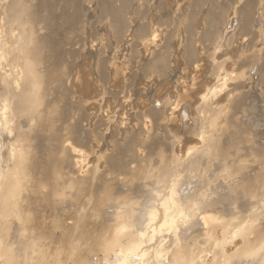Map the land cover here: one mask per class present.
Here are the masks:
<instances>
[{"label": "rangeland", "instance_id": "rangeland-1", "mask_svg": "<svg viewBox=\"0 0 264 264\" xmlns=\"http://www.w3.org/2000/svg\"><path fill=\"white\" fill-rule=\"evenodd\" d=\"M18 1L19 0H15V1L14 0H7V1L6 0H0V13L2 15V16L0 15V27L1 28H2V26H4L3 20H6V21H7V19L9 20V18H6V17L7 16L9 17L10 12L13 14V11L15 9L17 12L20 13L19 10H21V9L23 10V8L26 6L24 8L25 10L23 11V13H25V11H27L25 14H28V11H30V9L34 6L36 0H33L34 3L32 0H29V1L22 0L23 2H26L24 4H21L22 3L21 0L19 1L20 3ZM39 1L42 3L41 5H40ZM43 1H44V3H43ZM102 1L104 3L107 2V5H106V3L104 5ZM127 1H126L127 4L125 3V6L127 9L125 8V10H126V12L128 11V13H126V12L125 13H126V17L128 16L127 22L131 23V25L127 26L125 28L126 29L125 33L127 35L126 36V35H124V32H123V31H125V29H123L122 27L120 28V25L118 22L117 23L119 26L117 27L116 21L110 22L111 20H110V17L108 16L109 14H107V12H104V8H101L102 6H104V7L109 6L108 3L110 2V0H101L102 4L100 3V0H74L75 5L77 3V5H76L77 7H75L74 3H73V7L75 9H77L79 7V9L76 10L77 13H79V14H77L78 18L76 17L78 19L76 21L77 24L74 21V24L70 25L67 28L68 30H66L62 34V37H61L63 40L62 41L63 42L62 50H65V51H63V52H65L63 54L66 55V56L65 55L64 56L66 59L65 60V62L67 64L66 69H68L67 71L69 73L68 74L69 77L67 76V78H65V79H67L65 81L66 83L62 82V84H60L59 88H56L57 86L56 87L53 86L54 87L53 91H52L53 97L58 93V99H57L58 102L56 103L57 107H58V110H57L58 114H56L55 117L52 116V121H54L53 122L54 124L56 122V124H55L56 126H59V125L63 126V128L62 127H58V128H60L61 131L62 130L64 131V132L63 131L61 132V135H64L66 137L65 138L63 137L64 140L63 139L62 140L64 141V144L66 143L68 146L66 147V145H64V144H62V146L64 145L65 146L64 148L65 149L67 148L66 150H69L68 154L69 153L70 154H69L68 158L69 159L72 158V159H70L72 162L69 159H66V161H62L65 163V165H64V163L61 162V164L63 166H65V167L59 166V168L61 167L60 172H61L62 178L64 179L62 174H64L67 170V172L64 175L66 178L71 174L72 178L75 177L74 179H76V180L78 179L79 181L82 180L83 182H82V184L78 185V187L75 184L70 185L71 188H69V186L66 185L68 187L67 189H69V192L71 191L70 196H69V192H66L68 194L67 198H69L70 201L69 200L67 201V198H66V200L63 199L64 200L63 202H62V199H61V201L58 199V201L60 203L61 202L63 203V204L62 203L60 204L57 202V200L56 201L53 200L52 202L54 203L53 204L54 206L53 207L51 206L50 208H52V210H54V211L58 210L59 213L54 212L51 209H49L50 212L47 213L48 215L47 214L44 215L42 217L43 219L40 218V220L45 221L47 219V217L50 216V213H52L50 218H48L49 221L51 222L52 220H50V219H55L58 217V219H56V220H58L60 222L62 220V223L63 222L65 223V224H63L65 227H67L68 224H70V223L73 224L72 219L75 220L74 221L75 224L82 222V223H80V225L78 224L79 226H83L84 225L83 222L86 223L85 220H89L90 225L91 224L92 225L98 224L102 220L103 221L102 223L106 224L105 226H108V225L114 224L115 217L117 216V214L130 211L134 215V218L136 219V221L139 220V225H140V222L145 217L144 210L147 209V207H149L151 204H153V202L156 199L155 194L162 190V187L164 186V183H165L164 179L158 177L159 174H157V173L160 170L159 166L165 165V166L169 167L170 163H173L172 165L175 166L176 164H178L177 161L181 162L180 160H182V163H183L182 164V170H183L182 172L185 176L183 181L184 182L186 181L185 183L183 182L184 186L188 185L187 187H189L191 189V191H189L190 193L196 192V189L198 192L200 189H203V188L205 189V187H208L207 190L209 191L208 192L209 198L210 197L212 199L215 198V200L213 201L214 205L211 207L213 209V211L215 212L214 213L215 217H218L222 226H225L227 224L226 225L227 227L226 226L222 227L220 225V229L217 228L218 229L217 230L218 231L217 237H218V235H220L222 233L223 229L228 228L229 222H227V221L232 220L231 217H232L234 211L237 212L238 209H240V210H238L237 213L240 214V212H241L242 215H249L251 213H256V214L260 213L261 219H260L259 223H261L262 226L264 227V185L261 183V182L264 183V179H263V177H264V101H262V100H264L263 99L264 98V89H263L264 87H262V86L260 87V85H261L260 83L256 84V83L250 81L251 79L249 80V77L252 78V76H253V78H252L253 81L256 79V74H254V70H252L250 68L254 69V67L256 68V66L259 63H261V61L264 62V52H263L264 51V8L262 7V6H264V2H263L264 0H255V2H257V3L255 4V7H253L254 9L252 8L251 11H253V12L250 13L251 15L248 13V14H245V16H243L244 14L241 16L244 20H242V18H240L239 24H241L242 28H243V22H244V28L245 29H243V31H242L243 33H245V34H243L244 37L242 36V38L244 40L241 38L242 41L240 40V41H238V43L234 39L231 40L229 45L226 46L227 48L226 47L223 48V50H224L223 54L222 55L219 54V56H217V55L213 56V52H211V50L210 51L208 50V48H207L208 47V44H207L208 39L207 38H208V35L210 34V31L214 30L215 25L219 23L218 22L220 20L219 16L221 15L222 9L224 7H226V4H227V6L231 5V4L233 6L235 4L232 0H228V2H227V0H202L200 5L197 4L198 6L193 4L194 7L191 4L192 0H148L150 3L147 0H145L143 3H141L142 7L138 6L137 2L135 0H133L135 3L131 2L132 0H127ZM152 1H153V3L151 4ZM243 1L244 0H238V5L242 4ZM6 2H7V4H6ZM30 2H31V5H33V6H31L29 4ZM36 2L38 3V5L36 3L34 7L36 9V6H41L39 8L42 11L38 7L37 8L39 9V11L42 12V15H43V13L46 14L48 12H52V8H50V5H48L49 3L47 4L48 6H46V4H45L49 1L37 0ZM71 2H73V1H71ZM147 2L149 4H147ZM259 2H260V4H259ZM15 3H16V7H14ZM110 3H111L110 7L111 6L112 7L111 8L108 7L107 8L108 10L109 9L110 10H112V9L116 10V9L120 8L119 7L120 6L119 0H111ZM4 4H5V6H4ZM8 4L9 5L12 4V5H10L12 8ZM19 4H21V5L19 6ZM22 5L23 6L25 5V6L23 7ZM29 5H30V7H29ZM2 6H4V7H2ZM232 6H228V7L231 8ZM237 6H235V9L237 8ZM136 7H138L137 10H136ZM219 7H221V9ZM26 8H30V9L28 10ZM5 9L7 10V12L5 11ZM32 9H34V8H32ZM219 9H220V12L218 11ZM262 9H263V12H261ZM43 10H44V12H43ZM11 13H10V15H11ZM163 14H168L167 16H170V17L175 16V17L182 19V20L185 19L187 16H189V14H192L193 15V21H191V26H193L192 27L193 32L191 34L192 37L190 38V40L187 44H186V42H183V39H182L183 36L182 37L176 36V37H178V40H177L176 37L171 39L169 37H166V34H162V36H161L162 39L160 38L161 42L163 44L165 43V45L170 44L169 46H171L170 47L171 49L170 48L168 49L169 50L168 54L169 53L171 54V55H169V58H171V59L168 60L169 65L167 64V66L164 67V69H163V67H162V69L160 68L161 69V71L159 73L160 75L159 74L156 75V73L152 72L151 69L147 70L149 63L151 62V61H149L151 59V56H150L151 51L148 50L143 43L139 44V42H135V40H136L135 37H130V36L131 35L133 36L134 34H132V33L135 32V29L140 28V26L145 24V22L147 23V22L153 21V20H155L156 23L159 22V20H161ZM22 15H24V14H22ZM101 15H103L104 18H102L103 16H101ZM252 15H254V16H252ZM106 17H107V19H105ZM245 19H247V21ZM250 19H252V20L249 21ZM60 21H62V20H60ZM60 21L58 22L59 24H61ZM245 21L247 22V24ZM248 21H249V23H248ZM157 25H158V23H157ZM74 26H75V28H74ZM234 27H235V24H234ZM1 28H0V30H2L3 28L5 29V27H3L2 29ZM127 28H129V30H131L130 32L128 31V33H127V30H128ZM240 28H241V26H240ZM246 28L249 30H247ZM40 30H42V29H39L37 31L38 36L44 37L43 35H45V32L43 31V33H44L43 34V33H41ZM246 30H247V32H246ZM231 31H232V29H228V32H231ZM235 32L237 33L238 30H236ZM14 33H15V28L13 29V34ZM116 33H117V35H116ZM119 33H121V34H119ZM249 33L254 35V36L251 35L254 39L252 42L254 49L251 46L250 49L251 48L253 49L251 51L249 49V46L247 47L249 50L248 49L246 50V45L249 42V39L251 38ZM245 35H247L248 37ZM184 38H185V35H184ZM186 38H187V36H186ZM245 38H247V40H245ZM124 39H126V40H124ZM175 40H176L178 45L177 44L175 45V50H174V44H172V43H174ZM178 41H180V44ZM224 41H225V39L221 40L222 43H224ZM202 42H203L204 47L201 45ZM134 43L137 46H135ZM231 43H232V45L234 44L237 47L232 46ZM84 44L86 45V47ZM256 44H259L258 47ZM196 45H197V49H196ZM255 45H256V47H255ZM82 46H84V47H82ZM229 46L231 47V49ZM81 47H82V49H81ZM125 47H127V49ZM132 47H133V50L131 49ZM135 47H136V49H135ZM244 47H245V49H244ZM259 47L261 49V50L259 49L261 52L258 50L259 51L257 54L258 57L254 56V50L255 49L257 50ZM239 49H242V50H239ZM129 50H132L131 53ZM256 50H255V52H256ZM187 51L189 53L192 52V54L187 53ZM205 51L206 52L208 51L206 55H205ZM71 53L72 54L74 53V55L76 53L77 54L74 57L71 55L72 56L71 57V56H69ZM195 53H196V55H195ZM200 54H202V55H200ZM208 54H209V56H208ZM227 54H228V56L230 55L229 58H228ZM134 55L137 57V59H139L138 60L139 63L135 62L136 60L133 59V58H135ZM138 55H139V57H138ZM141 55H142V57H141ZM197 55H198V57H197ZM255 55H256V53H255ZM210 56L211 57L213 56L214 59L212 57V60H211V58H209ZM186 58L189 61H187ZM195 58H197V60ZM217 58H219V59L217 60ZM232 58H234V60H232ZM246 58L248 59L247 60L248 63H247V61H245ZM260 58H261V60H260ZM124 59L126 60L125 64L128 67H126V65L124 64V62H125ZM192 59H194L193 60L194 62L192 61ZM220 59H221V61H224V62H221ZM224 59H227V62ZM228 59H229V61H228ZM102 60H104L106 62V64ZM197 61L200 63H198ZM209 61H211V62H209ZM212 61H213V63H212ZM239 61H240V63H239ZM242 61L243 62L245 61V62L242 63ZM218 62L219 63L221 62L220 65L224 66V67H222L224 70L222 68H220L221 66H219V65H218L219 69H218V66L217 67L214 66L216 63L218 64ZM173 63H174V65H173ZM187 63H189V64H187ZM193 63H196V64H193ZM228 63H230V66ZM197 64L199 67L197 66ZM189 65H191L190 69L188 68ZM200 65H201V67H200ZM253 65H256V66H253ZM98 66H100V68ZM168 67L169 68L171 67L170 68L171 70ZM185 67H187V68H185ZM226 67H228V68L226 69ZM245 67H248L250 69V72L246 71ZM194 68L196 71L194 70ZM237 68L240 70L241 69L245 70L246 73L244 71H240L241 73L242 72H244V73L239 74L240 72L237 70ZM99 69H101L100 71H102V72H99ZM182 70H183V72H182ZM219 70L221 72L223 71L222 74L223 75L225 74V75L222 76V74L218 73V72H220ZM251 70L253 73L251 72ZM150 71H151V73H150ZM225 71H227V72H225ZM231 71H232V73H234L233 76L230 74ZM236 71H238V73ZM103 72L105 75H103ZM161 72H163V73H161ZM175 72L177 73V75ZM235 73L237 75H235ZM251 73H252V75H251ZM167 74H169V75H167ZM188 74L190 75L189 77H188ZM217 74H220V75H217ZM243 74H245L246 76ZM172 75L174 76V78L176 76V78L179 80V82L177 79H174ZM217 76H219L218 77L219 79L217 78ZM130 77H131V79H130ZM166 77H168L167 78L168 80L166 79ZM187 77L189 80L191 79L192 81H189L187 79ZM220 77L222 79H225L224 81L226 83L222 82V80H220L221 79ZM239 77L241 78V80L239 79ZM231 78L232 79L234 78V79L232 80ZM128 79L130 81L133 79V81H131V82H132V84H135V86L132 85V87H130L129 85H131V82H129ZM183 79H185V80H183ZM229 79H231L232 81L230 82ZM180 80H181V82H180ZM227 80H229V81H227ZM176 81H177V83H175ZM185 81H187V82H185ZM220 81L222 82V84L224 83V86L221 83H219ZM237 81H239V82H237ZM241 81H242V83H241ZM230 83H232V84H230ZM247 83H248V85H247ZM136 84H137V86H136ZM177 84H179V85H177ZM182 84H184V85H182ZM258 84H260V85L258 86ZM246 85H247V87H246ZM262 85H264V82L262 83ZM213 86H214L216 92L219 91V90H216V88L217 89L222 88V89H220L219 92L220 93L223 92V93H222V95H220V93L217 92V94H218L217 96L219 98L218 97L216 98L217 100L213 102L214 104H212V106L218 107V108H220V110L223 107L224 110H223V108H222V110L225 112L223 113V111L221 110V111H219L220 115L219 114L216 115V116H218V115L220 116V117L218 116L217 120L219 123L220 122L221 123L219 124L215 120L217 123L215 122L214 126L216 128L215 129L213 128L214 131H212V132L214 135H212V137L217 136V138L216 139L214 138V140L216 142L215 144H218L217 147L220 148V149H218V150H220V151H218V154L220 152L222 154V152L224 151L225 157L222 154V156H223V160H222V157L220 156L221 154L213 156V158L211 157V160L209 163L206 161L207 159L205 157H202L203 151H201L200 148H202L203 142H201L202 140L200 139L199 135L202 133V131H203L202 129L204 127H206V126H204V123L208 124V122H210V120L212 122L213 112L212 111L207 112V113L212 112L211 114L209 113L211 116L209 119V118H206V116L208 114L207 115H206V113L202 114L200 111H199L200 113H198V112H196V108H198L199 104H200L199 98L201 96H203L204 94H206V91H208V89H212ZM210 87H212V88H210ZM256 87H258V88L256 89ZM223 88L225 90H223ZM231 88H232V90L234 89V91H232ZM235 88H237V89L235 90ZM227 89L230 91H228ZM254 89H255V91H254ZM177 90L179 91V93H177L178 92ZM221 90H222V92H221ZM257 90H258V92H256ZM134 91H135V93H134ZM241 91H242V93H241ZM252 91H254V93ZM225 92H227V93L225 94ZM233 93L234 94L238 93L240 95L237 94L235 96V95H233ZM183 94H185V95H183ZM242 94H244V96ZM152 95H153V97H152ZM241 95L243 98L242 102H241V100H237L238 96H239L238 99H241ZM51 96H48L47 100H49L51 98ZM230 96L231 97L233 96V99L234 98L235 99L233 100ZM156 97H158V98H156ZM227 97H228V99H225ZM151 98L157 99L158 101H162V103L164 100H166V101L168 100L170 102L172 101L171 102L172 106H175L178 104H179L178 107H182V106L188 107L189 106V109H191L190 110L191 112H189V109L187 111H185V114L187 116L188 121L186 120V116H184L183 113H181V112L180 113L182 115V118H180L181 117L180 114H179V117H173V116L171 117L169 111H166L165 115H164V113L161 114L159 116V118H158V116L143 114L144 110H146V108L150 105L148 100ZM229 98L231 100V101H229V104L231 102H234V104L232 103L233 105L230 104V106H229V104L226 103L229 100ZM176 100H178L179 102ZM236 100L238 103L236 102ZM171 103L169 105H171ZM174 103H178V104H174ZM226 104L229 108L226 106ZM157 105L158 104L155 103L154 106L157 107ZM225 106H226V108L230 109V111L228 109H226ZM158 107H160V106L158 105ZM231 109L233 110V113L231 112ZM235 109H238V110L235 111ZM192 110H194V111L192 112ZM182 112H184V110ZM144 113H146V112H144ZM200 114H202V115H200ZM227 114H229V115L227 116ZM204 115H206V116L202 117ZM214 115H215V113H214ZM223 115H225V118H228L229 120L231 118H233V115H234L233 120L236 122H234L232 120L233 122L230 123L231 127L228 126V124L231 120L230 121L225 120ZM230 116H231V118H230ZM238 116H240L241 118ZM201 117L204 120H202ZM207 117H209V116H207ZM213 117H214V119L216 118L215 116H213ZM174 118L176 121H174ZM222 118H224V120L226 122ZM21 119H23V118H21ZM21 119H19V121ZM200 119L202 120V123H201ZM205 119L206 120L209 119V120H207V122H206ZM193 120H195V121H193ZM238 120L241 123L239 122L240 124L237 126ZM242 120H244V121H242ZM23 121H24V119H23ZM23 121L21 120V122H22L21 125L22 124L25 125V126L22 125V127H23V129L25 128L24 131H26V128L27 127L29 128V126L31 124L28 123L27 119L24 121L25 123H23ZM183 121H184V123L181 124ZM191 121H193V122H191ZM190 123H195V124H190ZM207 124H205V125H207ZM73 125L77 127V131L75 130L76 127H74ZM232 125H233V127H232ZM200 127H202L201 133H200ZM33 128L38 129L35 125L33 126ZM33 128L28 133L29 137H31V140H32L31 143L32 144H35V145L37 144L38 146L40 145V146H42L41 148L43 149V146L45 148L49 144L52 143L50 141V139H51L50 133H49L50 136L49 135L47 136L46 131L43 132V130H41L42 131L41 132L38 129V131L36 132V130H34ZM70 129H72V130H70ZM73 130H75L74 132H76L77 134L73 133L72 132ZM257 130H258V133H257ZM223 132H225V133H223ZM63 133H65V134H63ZM206 133L209 134V132H206ZM43 134H45V136ZM218 134H219V136H218ZM255 134H256V136H254ZM257 134H258V136H257ZM41 136L45 137V138L43 137L44 140ZM33 137H34V139H33ZM2 138H5V139H3L4 140L3 143L7 146H8V144H10V143L13 144L15 142V140L13 138H11V136L9 138V136L7 137L6 134L2 135ZM144 138H146V139H144ZM12 139H13V143H12ZM35 139L41 143L43 142L44 144L43 143L42 144L36 143V142L34 143L33 141H35ZM45 140L47 141L46 142L47 144L45 143ZM217 140H218V143H217ZM9 141H10V143H9ZM74 141L75 142L78 141L79 143L77 142L78 143L77 144ZM6 142H8V143H6ZM261 143H263V144H261ZM74 144L75 145L77 144L78 146H74ZM4 149L2 148L1 153L3 152V155H4L3 160L6 161L5 158H7L8 154L6 153V150L4 151ZM131 149H132V153L130 152ZM196 149H198L197 151H200V152L197 155L193 156V158H192L191 151L195 150L194 152H192L194 155V153H197ZM188 153L190 156H188ZM5 154H7V155L5 156ZM126 154H128V155H126ZM98 156L102 157L103 159L106 158L108 161L106 159H104V160L102 158L100 159V157H99L100 160H98V161L101 162V164L98 163V165H99L98 166L96 164L98 162L96 157H98ZM122 156H123V159L125 156H126L125 157L126 159H127V156H128V158L131 159V160L128 159V161H129L128 165H127V160L126 159L123 160ZM187 156H188V158H186ZM218 156L220 158H218ZM189 158H191L192 160ZM200 158H201V160H200ZM224 158L226 160H224ZM186 159H189L188 162H186ZM111 160H112V162H111ZM118 160H119L118 164L123 162V161L126 162V165L129 166V173L125 172V174H121V172L116 169L118 167L117 166ZM164 160L166 161L165 163H164ZM190 160L192 162H190ZM221 160H222V163H221ZM160 161L162 162V164ZM196 161H198V162L196 163ZM205 161L207 162L206 165L204 163ZM70 162L72 163V165L74 163V166H71V164L69 166ZM108 162L112 163V166L116 167L115 168L116 170L114 171V173H112V171H111L112 175H111V173H109L110 170L107 167ZM115 163H116V165H115ZM190 163H192V164H190ZM198 163H199V165H197ZM216 163H217V165H216ZM220 163L223 165H226L229 163V167L231 169L230 175L232 172H234L233 170H235V171L239 170L240 173L238 171V173L236 172V175H235V173H234V175L237 176L236 177L237 179L241 178V179H239L240 181L246 180L247 182L250 181V183H251V182L256 181L257 178L259 180V178H260L259 176H261V175H263V176H261L259 182L257 180V184L255 183V187L253 186L254 183H252V185L250 183H248V185H250L251 187H249L247 185L241 191V188L237 187L238 184L236 185V184H234V182H232L231 180H228V179L226 181L224 179L225 175L219 174V172L221 170L223 171V165H220ZM61 164H59V165H61ZM105 164H107V165H105ZM194 164H195V166H194ZM67 165H68V168H66ZM76 165H77V167H75ZM213 165L216 167H213ZM218 165H219V169H218ZM173 166L170 165L171 169L173 168ZM186 166H190V167L192 166L193 169H191V168L190 169L193 171L196 167V169H198V172H193L194 174L191 176V178H189L188 175H191L190 174L191 171H190L189 167H186ZM72 167H74V168H72ZM206 167H207L208 171L205 173ZM229 167L227 169H229ZM70 168L74 169V171L69 170ZM96 168L99 169V170L97 169L98 170L97 174L94 172V171H96ZM106 168L109 171L108 173L105 171ZM186 168L189 170L188 172L186 171ZM215 168H217V169H215ZM77 169L78 170L80 169L79 170L80 172H78ZM200 169L202 170V173L204 172L205 174L204 173L202 174ZM62 170H64V172ZM214 170H217V171L214 172ZM69 171H71V173ZM75 171L78 173V175ZM222 171H221V174H222ZM216 172H218L217 175H215ZM133 173L135 175L132 176ZM196 173H198V174L195 178L194 175ZM260 173H261V175H259ZM94 174H96V176ZM200 174H201L202 178H200ZM206 174H207V177H206ZM239 174L242 176L240 177ZM73 175H74V177H73ZM83 175H85V176H83ZM93 175H94V177H93ZM219 175L221 176V177H219L220 179L216 180V178H218ZM254 176H256V177H254ZM69 177L67 178L68 181L71 178V177L70 178ZM192 177H194V179H192ZM251 177L255 180H253ZM66 178H65V181H67ZM80 178H82V179H80ZM205 178H207V180ZM214 178H215L216 182L215 181L213 182ZM191 179L193 180V181H191L192 184L190 183ZM197 179L200 180L198 183L196 182ZM209 179H211L212 182ZM84 180H85V182H84ZM188 180H189V184L187 183ZM220 180H225L226 181V182L224 181L225 184L222 183V181H220ZM68 181H67V183H68ZM105 181H106V183H105ZM206 181H210L208 186H206V184H207ZM228 181L230 184L227 183ZM107 182H108V187L106 185ZM211 183H213V184H211ZM215 183H217V186ZM219 183L220 184L222 183L220 185V187H219ZM259 183H260V185H259ZM210 184H211L212 188H211ZM192 185H193V187H192ZM231 185L233 186V188ZM102 186H105V187H102ZM226 186H228V187H226ZM83 187H84V189H83ZM256 187H257V189H256ZM228 188H230L229 189L230 191H232V190L233 191L230 192L228 190ZM250 188L254 189V190H252L253 194H250V192H251ZM77 189H78V191L82 189L83 191L81 190V192L84 194H80L81 192H78ZM247 189H248V191H246ZM95 190H96V192H98V191H100V192L94 194ZM244 190H245L244 193L248 192V195H250V197L247 194L243 193ZM75 191H77L78 194ZM93 191H94V193H92ZM45 192H46V189L44 190V193ZM85 192L86 193L90 192V194H86ZM71 193L73 195L76 194L75 196L77 197V199L75 196H72ZM190 193L187 196H190L191 195ZM211 193H214V194H211ZM97 194H99V196L101 197L100 199H98ZM236 194L238 196H236ZM80 195H82L81 196L82 198L80 197ZM86 195H88V198L90 195H93L92 198L94 199V197H95V199L96 198L97 199L95 201L93 200L94 201L93 202L92 198H90L91 199L90 201L92 202V205H91L90 201L89 202H88V200L84 201V199L87 197ZM95 195H97V196H95ZM242 196H243V198H242ZM235 198H236V200H235ZM78 199L80 201H77ZM101 199L104 202L98 201ZM81 200H83V201H81ZM234 200L237 202L234 203ZM65 201L68 204H64V203H66ZM55 202H57V203H55ZM241 202H242V204H241ZM94 203H95V205H98L99 207H95ZM236 203H238V205H240V204L241 205L237 206ZM55 204H57L58 207ZM77 204L79 206H77ZM234 204H235V206H234ZM64 205H67L68 208ZM242 205H244V206H242ZM61 206H63L65 209L62 208ZM79 207H81L83 209L80 208L81 209V211H80ZM237 207H238V209H235V210L233 209V208H237ZM241 207H243V209ZM60 209H61V211H60ZM62 209H64V212L66 211L69 214L64 213V212L62 213V211H63ZM96 209H98L97 213H96L97 215L94 214V211L96 212ZM60 213H62V214H60ZM54 214L56 216H54ZM77 214H79V216H81V218L78 219L79 216ZM80 214H82V215H80ZM84 214H85V217L83 216ZM82 216L85 218V220L82 219L83 218ZM95 216H97L96 217L97 222L99 220L98 223H96V220L93 221ZM228 216L230 217V220H228L229 219ZM51 217H53V218H51ZM65 217H67L66 218L68 220V221L66 220L67 222H65ZM89 217L91 219H87ZM59 218L60 219L62 218V219L60 220ZM81 219H82V221H81ZM70 221H72V222H70ZM76 221H79V222H76ZM39 223H41V225H39V227L41 226L40 228H42L43 231L46 229L44 227L49 226V224H47V223L45 224L44 222L42 223V221L41 222L39 221ZM66 223H67V226H66ZM89 223L87 221V224H89ZM43 224H44V226H43ZM223 224H225V225H223ZM45 225H47V226H45ZM193 228H196V229L193 230L194 233L192 234V236H196L197 234L199 235V237H198L199 239H197V240H200L199 245L209 248V245H207V244L205 245L204 240L200 237V235L202 236L206 233L205 229L202 228V226L199 227V222L198 223L195 222ZM53 233H55L56 236L58 235L60 237L62 235V230H61V234H60L59 230H58V232L56 231ZM72 236H74V235H72ZM72 239H75V238H72ZM72 239H70V240H72ZM151 239L150 240L148 239L149 241H148L147 245H150L149 247L151 249H153V248H155V244H156L157 240L155 239V237L153 240H156V241H153ZM14 240H15V242H18L19 239L16 236V238H14L13 241ZM21 240H23V238H21L19 241H21ZM151 241H153L155 243L151 244ZM147 245L145 244V246H147ZM84 246H85V249H83V250H82L83 247H81V246L76 247L77 249L75 250V252L78 254L85 255V256L87 255L86 257H88L89 263H92V264H111L112 261H110V260H108V262H106L107 261L105 259L106 256L105 257L103 256L105 254V252L104 253H103V251L101 252V250H103V249L97 248V251L94 249L96 251L97 256L94 254L95 251H93L91 253H93V255H95L96 257H94L91 254L90 256L93 257V258H91L87 254V252L89 253V251H87L88 250L87 245L84 244ZM20 247H21V244H20ZM20 247H18L20 250L19 255L23 251L20 249ZM149 247L147 246V249ZM81 250L83 252H84V250H86L87 252L85 251L83 253ZM77 251H80V252H77ZM208 252H209V250H208ZM76 253H74V255H76ZM97 253H99V254H97ZM23 254H24V252H23ZM102 256L104 257L103 259L101 258Z\"/></svg>", "mask_w": 264, "mask_h": 264}, {"label": "bare ground", "instance_id": "bare-ground-1", "mask_svg": "<svg viewBox=\"0 0 264 264\" xmlns=\"http://www.w3.org/2000/svg\"><path fill=\"white\" fill-rule=\"evenodd\" d=\"M25 1H29V0H25ZM36 1H35V4L37 3ZM46 1H49L45 4H46V6L50 5V8H52V12H48V13L45 12L46 14L43 13V15H42V12H41L42 10L39 8L41 6H36V9H35V7H34L35 4L33 6V5H31V2H30L29 4L31 6H33L32 8H34V9L26 8L28 10L30 9V11H28V14H25L27 11H25V13H23V11L25 10L24 8L26 7L25 5H24L25 7L22 5L24 8H23V10L21 9L22 11L19 10L20 13L14 9L13 14L10 12L11 15L9 13V17L5 16L6 18H9V20L8 19H7V21L3 20L4 26H2V28L5 27V29L4 28L2 29L0 27L2 29V30H0V264H92V263H89V259H88V257H86L87 255L85 256V255L78 254L75 252V250L77 249L76 247H78V246L83 247L82 250L85 249L84 244L87 245V248H88L87 251H89V253L86 250H84V252L86 251L89 256L91 254L93 255V253H91V252H93L95 250L97 251V248L103 249V250H101V249L100 250H101V252L103 251V253L105 252V254L103 255L104 257L106 256L105 259L107 261L106 260L105 261L108 262V260H110V261H112L111 264H264V227L262 226L261 223H259L260 219H261V217H260L261 214L260 213L259 214L251 213L249 215H242L241 212H240V214L237 213L238 210H240V209H238V207L233 208L234 210L238 209L237 212L234 211V213L231 217L232 220L227 221V222H229L228 228L223 229L222 233L220 235H218V237H217V232H218L217 228L220 229L221 223H220L218 217H215V215H214L215 212L211 208L214 205L213 201L215 200V198L214 199H212L211 197L209 198V196H208L209 191L207 190L208 187H205V189L204 188L200 189L198 192H197V189H196V192H192V193L189 192V191H191V189L189 187H187L188 185L184 186V184H183V182H184L183 180H184L185 176L182 172L183 171L182 170V164H183L182 160H180L181 162L177 161L178 164H176L175 166L172 165L173 163H170V165L173 166L172 169H171L170 165H169L170 168L168 166H165V165L159 166L160 168L158 167L160 169L159 172L157 173V174H159L158 177L164 179L165 183H164V186L162 187V190L160 192L156 193L157 195L155 194L156 199L153 202V204H151L149 207H147V209L144 210L145 217L140 222V225H139V220L136 221V219L134 218V215L130 211L117 214V216L115 217L114 224H111L108 226H105L106 224L102 223L103 222L102 220H101V222H99V220H98V222H99L98 223L96 220L97 216L94 217L93 221L96 220V223H98V224H95V225L91 224L90 225L89 220H85V218H84L85 214L83 215L84 217L82 216L83 217L82 219H84L86 222V223L83 222V224H84V225L82 224L83 226H79L80 223H82V222L76 221V222H79L78 223L79 225H78V224H75L74 223L75 220L72 219L73 224L70 223L67 226V223H66L67 227H65L63 225L65 223L64 222L62 223V220H61L63 217L61 219L59 218L61 220V222L56 220V219H58V217L57 218L54 217L55 219H50V220H52L50 222L48 218H50L52 213H50V216H48L45 221L40 220V218L43 219L42 217L50 212L49 209L52 210V208H50V207L54 206L53 205L54 203L52 202L53 200H55V201L57 200L58 203H60L58 201V199L60 201L62 199V202L64 201L63 199L66 200L67 195H68L66 192H69V189H67L68 187L66 185H68L69 188H71L70 185H72V184H75L78 187V185L82 184V182H83L82 180L79 181L78 179L77 180L74 179L75 174L73 175L74 178H72V175L70 174L71 176L70 175L69 176L71 178L68 176L70 178V180L68 181L67 180L68 177L66 178L64 176L65 173L67 172V170L64 174H62L64 179L62 178L61 172H60L61 167L59 168V166H63L61 164L62 161H66V159H69L68 157H69L70 153L68 154L69 150H66L67 148L66 149L64 148L65 147L64 145H66V147L68 146L66 143L64 144V141H63L66 136L61 135V132L63 130L61 131V129L58 128V127L63 128V126H60V125L56 126L55 125L56 122L54 124L53 123L54 121H52V116L55 117L56 114H58V112H57L58 107L56 104L58 102V100H57L58 99V93L56 92L57 94L56 95L54 94L55 96L53 97V94H52L53 88L56 86H57L56 88H59L60 84H62V82L64 83L67 80L65 78H67V76L69 74L67 71L68 69H66V65H67L65 62V60H66L65 56L66 55L63 54V53H65V52H63L65 50H62V48H63V42L62 41L63 40L61 37H62V34L66 30H68L67 28L70 25L74 24V21L77 24V22H76L78 20L77 14H79V13H77L76 10H78L79 7L77 9H75L73 7L74 0H71L73 2H71L70 0H46ZM126 1L127 0H119V2H120L119 7L120 8L118 7L119 9H116V10L115 9H112V10L107 9L108 7L109 8L112 7V6L110 7L111 0L108 3L109 6H107V7L102 6L101 7V8H104V12H107V14H109L108 16L110 17V20H111L110 22H115V21H116V23L118 22L120 25V28L122 27L123 29H125L127 26L131 25V23L127 22L128 16L126 17V13H128V11L126 12V10H125ZM135 1L137 2L138 6L142 7L141 3H143L145 0H135ZM232 1L235 4L233 6H232V4L228 5V6H232L231 8L228 7L226 4V7H224L222 9L221 15L219 16V18H220V20L218 21L219 23L215 25L214 30L210 31V34L208 35V38H207L208 39V42H207L208 47L207 48L209 51L211 50V52H213V56H215V55L219 56V54L222 55L224 52L223 48L228 46L231 40L234 39L238 43V41L241 40L242 36L244 37L243 34H245V33L242 32L243 29H245L244 28V22H243V28H242V25L239 24L240 18H242L241 16L243 14H244L243 16H245V14H248V13L250 14L251 12H253L251 10L253 7H255V4L257 3V2H255V0H244L242 4L238 5V0H232ZM21 2H22L21 4L26 3V2H23L22 0H21ZM102 2L100 0L101 4H102ZM131 2H134V1L132 0ZM148 2H147V4L150 3V2L149 3ZM201 2H202V0H192L191 4L194 7V5H196V6H198L197 4L200 5ZM227 2H228V0H227ZM33 3H34V1H33ZM43 3H44V1H43ZM105 3L107 5V2H105ZM105 3L103 2L104 5H105ZM152 3H153V1L151 2V4ZM6 4H7V2H6ZM21 4H19V6ZM41 4L42 3L40 2V5ZM259 4H260V2H259ZM10 5H12V4H10ZM30 5H29V7H30ZM37 5H38V3H37ZM74 5H75V3H74ZM76 5H77V3H76ZM76 5H75V7H77ZM4 6H5V4H4ZM4 6H2V7H4ZM235 6H237L236 9H235ZM14 7H16V3H15ZM37 7L41 11H39V9ZM262 7L264 8V6H262ZM219 8L221 9V7H219ZM137 9H138V7H136V10ZM220 9L218 10L219 12H220ZM5 11L7 12L6 9H5ZM43 12H44V10H43ZM261 12H263V9ZM21 13L24 15H22ZM0 15H1V13H0ZM167 15L168 14L162 15L161 20H159V22H157L158 25H157L155 20L149 21L147 23L145 22V24L140 26V28L135 29V32L132 33V34H134L133 36L132 35L130 36V37H135V39L137 40V41L135 40V42H139V44L143 43L145 45V47L151 51V55H150L151 59L149 60L151 62L149 63L147 70L151 69L152 72L156 73V75L160 73L162 67L164 69V67H166L167 64L169 65L168 60L171 59V58H169V55H171V54L170 53L168 54V52H169L168 49L171 46H169L170 44L165 45V43L163 44L161 42L162 34H166V37H169L171 39L175 38L176 36H178V37L183 36L182 37L183 42H186V44H187L189 42L190 38L192 37L191 34L193 32V28H192L193 26H191V21H193V15L192 14H189V16H187L183 20L179 19L175 16L170 17ZM101 16H103V15H101ZM252 16H254V15H252ZM102 18H104V16ZM105 19H107V17ZM247 19H245V20L247 21ZM60 20H62V21H60ZM242 20H244V19L242 18ZM251 20L252 19H250L249 21H251ZM59 21L61 22V24L58 23ZM249 21H248V23H249ZM118 23H117V27L119 26ZM234 24H235V27H234ZM246 24H247V22H246ZM240 26H241V28H240ZM14 28H15V33L13 34ZM74 28H75V26H74ZM129 28H127L128 29L127 33H128V31L129 32L131 31V30H129ZM39 29H42V30H40L41 33H43V31L45 32V35H43L44 37L38 36L37 31ZM228 29H232V31L228 32ZM236 30H238L237 33L235 32ZM247 30H249V29H247ZM247 30H246V32H247ZM123 32H124V35H126V33H125L126 29ZM121 33H119V34H121ZM116 35H117V33H116ZM184 35H185V38H184ZM251 35H253V34H250V36ZM186 36H187V38H186ZM245 36H247V35H245ZM178 37H176L177 40H178ZM126 39H124V40H126ZM222 39H225L224 43L221 42ZM245 40H247V38H245ZM253 40L254 39L251 36V38L249 39V42L246 45V50L248 49L247 48L248 46H249V49L251 46L253 48V43H252ZM178 42L180 44V41H178ZM172 44H174V50H175V45L177 44L176 40ZM134 45H135V43H134ZM201 45L203 46V42L201 43ZM231 45H232V43H231ZM256 45L258 47L259 44H256ZM256 45H255V47H256ZM135 46H137V45H135ZM232 46H235V45L233 44ZM82 47H84V46H82ZM82 47H81V49H82ZM85 47H86V45H85ZM133 47L131 48L132 50H133ZM235 47H237V46H235ZM125 48L127 49V47H125ZM252 48L250 49V51L254 49V48L253 49ZM135 49H136V47H135ZM196 49H197V45H196ZM230 49H231V47H230ZM244 49H245V47H244ZM259 49H260V47L257 50L255 49L256 52L254 50V56H257L258 52L261 50V49L260 50ZM132 50H129L130 53ZM239 50H242V49H239ZM207 52L205 51V55L207 54ZM187 53H189V52L187 51ZM196 53H195V55H196ZM255 53H256V55H255ZM189 54H192V52H190ZM71 55L73 57L75 56L74 53L73 54L71 53L69 56H71ZM200 55H202V54H200ZM208 56H209V54H208ZM227 56H228V54H227ZM229 56H228V58H229ZM138 57H139V55H138ZM141 57H142V55H141ZM197 57H198V55H197ZM212 57L210 56L209 58H211V60H212ZM133 59L136 60L135 62L139 63L138 62L139 59H137L136 56ZM195 59L197 60V58H195ZM213 59H214V57H213ZM218 59L219 58H217V60ZM186 60H187V58H186ZM193 60L194 59H192V61ZM224 60H226V62H227V59H224ZM232 60H234V58H232ZM247 60L248 59L246 58L245 61H247ZM260 60H261V58H260ZM102 61H104V60H102ZM187 61H189V60H187ZM220 61H221V59H220ZM228 61H229V59H228ZM209 62H211V61H209ZM221 62H224V61H221ZM221 62L220 63L218 62V64L214 63L215 64L214 66H216V67L218 65L221 66L220 65ZM244 62L242 61V63H244ZM125 63H126V60H125L124 64ZM198 63H200V62H198ZM212 63H213V61H212ZM239 63H240V61H239ZM247 63H248V61H247ZM105 64H106V62H105ZM187 64H189V63H187ZM193 64H196V63H193ZM228 64L230 66V63H228ZM173 65H174V63H173ZM191 65H189V67H188L189 69H190ZM197 66H198V64H197ZM219 66H218V69H219ZM253 66H256V65H253ZM98 67L100 68V66H98ZM126 67H128V66L126 65ZM200 67H201V65H200ZM222 67H224V66L222 65L220 68H222ZM185 68H187V67H185ZM195 68H194V70H195ZM227 68L228 67H226V69ZM245 68H246L245 70L248 72H250V69L254 70V74H256V79L254 81L252 80L253 76H252V78L249 77V80L251 79L250 81H252L256 84L260 83L261 85L258 84V86L260 85V87L261 86L264 87V85H262V83L264 82V62L261 61V63H259L256 66V68L254 67V69L253 68L249 69L248 67H245ZM101 69H99V72H102V71H100ZM237 70L239 72L244 71L246 73L245 70H242V69L240 70L238 68H237ZM252 70H251V72H252ZM238 71H236V72L238 73ZM104 72H103V75H105ZM163 72H161V73H163ZM182 72H183V70H182ZM222 72L220 71L218 73L222 74ZM225 72H227V71H225ZM244 72H242V73H244ZM150 73H151V71H150ZM242 73L240 72L239 74H242ZM252 73H251V75H252ZM220 74H217V75H220ZM230 74L233 76L234 73H232V71H231ZM167 75H169V74H167ZM176 75H177V73H176ZM224 75L222 74V76H224ZM235 75H237V74L235 73ZM243 75H245V74H243ZM189 76L190 75L188 74V77ZM188 77H187V79H188ZM218 77L219 76H217V78ZM167 78L168 77H166V79ZM173 78H174V76H173ZM130 79H131V77H130ZM174 79H177L176 76ZM231 79H229L230 82L234 78L232 80ZM239 79L241 80L240 77H239ZM183 80H185V79H183ZM220 80H222V82L226 83L224 81L225 79L221 78ZM229 80H227V81H229ZM131 81H133V79ZM131 81L129 80V82H131ZM189 81H192V80L190 79ZM178 82H179V80H178ZM180 82H181V80H180ZM185 82H187V81H185ZM222 82L220 81L219 83L222 84ZM237 82H239V81H237ZM175 83H177V81ZM224 83L222 84L223 86H224ZM232 83H230V84H232ZM241 83H242V81H241ZM132 85L135 86V84H132V82H131V85H129V86L132 87ZM177 85H179V84H177ZM182 85H184V84H182ZM247 85H248V83H247ZM247 85H246V87H247ZM136 86H137V84H136ZM210 88H212V87H210ZM257 88L258 87H256V89ZM220 89H222V88H219V89L216 88V90H219V91H220ZM236 89L237 88H235V90ZM223 90H225V89L223 88ZM231 90H232V88H231ZM219 91H217V92H219ZM228 91H230V90H228ZM232 91H234V89ZM254 91H255V89H254ZM254 91H252V92L254 93ZM217 92L215 91L214 86L212 89H208V91H206V94H204L203 96H201L199 98L200 104H199V107L196 108V112H198V113L201 112L202 114L206 113V115L208 114L207 116H209V117H207L206 115H204L202 117L206 116V118H209V119L211 117L210 114L213 112L212 122L210 120V122H208V124L204 123V126H206V127H204L203 129H202V127H200V133H201V129L203 131L199 135L200 139L202 140V141L201 140L200 141L203 142L202 148H200L201 151H203L202 157H205L207 159L206 161L209 163H210L211 157L213 158V156L221 154V152L218 154V151H220L218 149H220V148L217 147L218 144H215L216 142L214 140V138L216 139L217 136L212 137V135H214L212 131H214V129L216 128L214 126L215 122L216 121L218 122L217 119H218V116L220 115L219 111H221L223 108L222 107L220 110V108L212 106V104H214L213 102L217 100L216 99L218 97ZM221 92H222V90H221ZM256 92H258V90ZM134 93H135V91H134ZM177 93H179V91ZM222 93H220V95H222ZM226 93L227 92H225V94ZM234 93H233V95L236 96L239 92L237 94H234ZM241 93H242V91H241ZM183 95H185V94H183ZM238 95H240V94H238ZM242 95L244 96V94H242ZM242 95H241V99H238L239 98V96H238L237 100H241V102H242V99H243ZM48 96H51V98L49 100H47ZM152 97H153V95H152ZM156 98H158V97H156ZM231 98L233 99V96ZM225 99H228V97ZM237 100H236V102H237ZM148 101H149L150 105L146 108V110H144V112H146V113L143 112V114L158 116V118L163 113L165 115L166 111L170 112L171 117L172 116L173 117H179V114L181 115V113H183V115L186 116L185 111H187L189 109V106L188 107L187 106L186 107L185 106L178 107V105H179L178 103H174V104H178V105L172 106V103H171L172 101L170 102L168 100L167 101L164 100L162 103V101H158L157 99L151 98ZM176 101H178V100H176ZM229 101H231L230 98L226 103L229 104ZM262 101H264V100H262ZM155 103H157L160 107H158V105H157L158 108L155 107L154 106ZM170 103H171V105H169ZM232 103L234 104V102H231L230 104H232ZM230 104H229V106H230ZM226 106H227V104H226ZM226 106H225V108H226ZM228 108H226V109H228ZM183 110H184V112H182ZM190 110L191 109H189V112H191ZM223 110H224V108H223ZM228 110L230 111V109H228ZM236 110H238V109H235V111ZM193 111L194 110H192V112ZM208 111H212V112L211 113L209 112L210 113L209 114V113H207ZM224 112L225 111H223V113ZM231 112L233 113L232 109H231ZM214 113H215V115H214ZM202 114H200V115H202ZM217 114H219V115L216 116ZM228 115L229 114H227V116ZM213 116H215L216 118L214 119ZM202 117H201V119H202ZM223 117L225 118V115H223ZM238 117H240V116H238ZM21 118H23L24 121L27 119L28 123L31 124L30 126L28 125L29 128L31 127L30 129L28 127L26 128V131L29 129L27 132L24 131L25 128L23 129V127H22L23 124L21 125V123H22L21 120L23 121V119H21ZM180 118H182V115ZM224 118H222V119L224 120ZM230 118H231V116H230ZM233 118H234V115H233ZM233 118L230 119L231 121L228 118H225V120H227V121L229 120L230 121L229 124H230L234 121ZM19 119H21V120L19 121ZM209 119H207V120H209ZM186 120L188 121L187 116H186ZM202 120H204V119H202ZM202 120H201V123H202ZM207 120H206V122H207ZM24 121H23V123H25ZM174 121H176L175 118H174ZM193 121H195V120H193ZM193 121H191V122H193ZM242 121H244V120H242ZM234 122H236V121H234ZM239 122L240 121L238 120L237 126L241 123V122L240 123ZM183 123H184V121L181 124H183ZM190 124H195V123H190ZM205 124H207L208 126ZM229 124H228V126L231 127V124L230 125ZM34 125L40 131L41 130H43V132L46 131L47 136L49 135V133L51 135V136L49 135L51 137V139L50 138L49 139L52 143L49 144L45 148L43 146V149L41 148L42 146L39 145L40 146L39 147L37 144L35 145V144L31 143L32 140H31V137H29L28 133L32 130ZM23 126H25V125H23ZM74 127H76V126H74ZM232 127H233V125H232ZM33 129L36 130V132L38 131V129H35V128H33ZM70 130H72V129H70ZM75 130L77 131V127L75 128ZM75 130H73L72 132L76 133V132H74ZM206 132H209V134ZM223 133H225V132H223ZM257 133H258V130H257ZM4 134H6L7 137L9 136V138L11 136V138H13L15 140V142L13 143V139H12L13 144H11L9 141L10 144H8V146L5 145L3 143L4 142L3 139H5L6 137L4 136L5 138H2V135H4ZM45 134H43V135L45 136ZM63 134H65V133H63ZM44 136H41V137L43 138ZM218 136H219V134H218ZM254 136H256V134ZM257 136H258V134H257ZM44 138H43V140H44ZM33 139H34V137H33ZM144 139H146V138H144ZM46 140H45V143L47 142ZM33 142L34 143L35 142L41 143V142L37 141L36 139ZM77 142L78 141H76L75 143H77ZM6 143H8V142H6ZM217 143H218V140H217ZM62 144H64V145L62 146ZM77 144L76 145L74 144V146H78ZM261 144H263V143H261ZM2 148L3 149L5 148L4 151L6 150V153L8 154L7 158L9 157L8 159L5 158L6 161L3 160L4 155H3V152L1 153ZM197 150L198 149H196V151ZM194 151H191L192 158H193V156L197 155L200 152V151H197V153H194V155H193L192 152H194ZM130 152L132 153V149ZM7 154H5V156ZM128 154H126V155H128ZM222 154L225 157L224 151L222 152ZM222 154L220 156L222 157V160H223ZM188 156H190L189 153H188ZM188 156L186 158H188ZM99 157L100 156L96 157L97 161L102 158V157H100V159H99ZM125 157H124V159H126ZM218 158H220V157L218 156ZM70 159H72V158H70ZM104 159H106V158H104ZM122 159H123V156H122ZM128 159L131 160L127 156V159H126L127 165L129 163ZM189 159H191V158H189ZM189 159H186V162H188ZM191 160H190V162H192ZM200 160H201V158H200ZM222 160H221V163H222ZM224 160H226V159L224 158ZM206 161L204 162L205 165L207 164ZM71 162L69 163V166H70V164H71V166H74V163L72 165ZM111 162H112V160H111ZM118 162H119V160L117 161V166H118L117 168L115 166H112V163L108 162L107 167L109 168L110 172L107 170V168H106V170L105 169L104 170L107 173L108 172L111 173V171H112V173H114V171L116 169L119 170L121 172V174H125V172L129 173V166L126 165V162L123 161L119 164H118ZM165 162L166 161L164 160V163ZM197 162L198 161H196V163ZM62 163H64V162H62ZM98 163L101 164V162H99V161L96 164L98 165ZM199 163L197 165H199ZM221 163H220V165H223ZM59 164H61V165H59ZM107 164H105V165H107ZM161 164H162V162H161ZM190 164H192V163H190ZM195 164H194V166H195ZM64 165H65V163H64ZM115 165H116V163H115ZM216 165H217V163H216ZM192 166L191 167L186 166V167H189V169L190 168L193 169ZM63 167H65V166H63ZM75 167H77V165ZM213 167H216V166L213 165ZM228 167H229V163L226 165H223V171L221 170L222 174H221V171L219 172V174L225 175L224 179L226 181L228 179V180H231L232 182H234V184H236V185L238 184L237 187H240L241 191H242L248 185V183H250V181H248V182L246 180H245L246 182L243 180L240 181L239 179H241V178H239V177H238L239 179H237L236 178L237 176H235V175H236V172L238 173L239 170L238 171L233 170L234 172H232L230 175L231 169H230V167H229V169H227ZM66 168H68V165L66 166ZM72 168H74V167H72ZM72 168H70L69 170L74 171V169H72ZM97 169L98 168H96V171H94L96 174L98 173V170H99V169L98 170ZM191 169H190L191 175H188L189 178H191V176L194 174L193 172H198V169H196V167H195L196 170L194 169V171ZM215 169H217V168H215ZM218 169H219V165H218ZM79 170H78V172H80ZM62 171L64 172V170H62ZM186 171L188 172L189 170L186 168ZM200 171L202 173L201 169H200ZM207 171H208V169L206 167L205 173ZM215 171H217V170H214V172ZM69 172L71 173V171H69ZM112 173H111V175H112ZM134 173L132 174V176L135 175ZM217 173L218 172H216L215 175H217ZM234 173H235V175H234ZM239 173H240V171H239ZM96 174H94V175L96 176ZM197 174L198 173H196L194 175L195 178H196ZM77 175H78V173H77ZM94 175H93V177H94ZM220 175L218 176V178H216V180L220 179L219 178V177H221ZM259 175H261V173ZM83 176H85V175H83ZM239 176L241 177L242 175L239 174ZM261 176H263V175H261ZM261 176H259V177L261 178ZM194 177H192V179H194ZM206 177H207V174H206ZM254 177H256V176H254ZM65 178L68 181V183H67V181H65ZM82 178H80V179H82ZM200 178H202L201 174H200ZM260 178H259V180H260ZM192 179L190 180L191 184H192L191 181H193ZM205 179L207 180V178H205ZM263 179H264V177H263ZM209 180L211 181V179H209ZM216 180L214 178L213 182L214 181L216 182ZM225 180H220V181H222V183L225 184V182H226ZM253 180H255V179H253ZM257 180H258V178L256 179V181L251 182L250 184L252 185V183H254L253 186L255 187V183L257 184ZM259 180H258V182H259ZM199 181L200 180L197 179L196 182L198 183ZM210 181H206L207 182L206 186L209 185ZM84 182H85V180H84ZM105 183H106V181H105ZM187 183L189 184V180L187 181ZM227 183L230 184L229 181ZM261 183L264 185L263 182H261ZM211 184H213V183H211ZM211 184H210V186H211ZM215 184L217 186V183H215ZM221 184L219 183V187ZM106 185L108 187V182ZM259 185H260V183H259ZM248 186L251 187L250 185H248ZM102 187H105V186H102ZM192 187H193V185H192ZM226 187H228V186H226ZM211 188H212V186H211ZM230 188H228V190ZM232 188H233V186H232ZM45 189H46V192L44 193ZM83 189H84V187H83ZM256 189H257V187H256ZM81 190L78 191V189H77L78 192H81ZM252 190H254V189H251L250 194H253ZM77 191H75V192L77 193ZM232 191H230V192H232ZM246 191H248V189ZM70 192H69V196H70ZM98 192H100V191H98ZM98 192H96V190H95V193H94V191L92 193L96 194ZM188 192L191 194L190 196H187L189 194ZM244 192H245V190L243 191V193ZM80 194H84V193L81 192ZM86 194H90V192H88ZM211 194H214V193H211ZM237 194H236V196H238ZM244 194L248 195V192H246ZM71 195L75 196L76 194L73 195L71 193ZM97 195H98V199H100L101 197L99 196V194H97ZM97 195H95V196H97ZM81 196L82 195H80V197ZM86 196L85 197L87 199L85 198L84 201L88 200V202L91 200L90 198L93 197V195H90L89 198H88V195H86ZM248 196L250 197V195H248ZM242 198H243V196H242ZM76 199H77V197H76ZM96 199L94 197V199L92 198V201L93 200L95 201ZM68 200H69V198H67V201ZM235 200H236V198H235ZM235 200H234V203L237 202ZM77 201H80V200L78 199ZM81 201H83V200H81ZM98 201H103V200L101 199ZM57 202H55V203H57ZM90 203L92 205L91 201H90ZM64 204H68V203L66 202ZM78 204H77V206H79ZM236 204H237V206H240L242 204V202L240 205H238V203H236ZM55 205L57 206V204H55ZM64 206L67 207V205H64ZM94 206L99 207L98 205H95V203H94ZM234 206H235V204H234ZM242 206H244V205H242ZM61 207L64 208L63 206H61ZM80 208L81 207H79V209ZM241 208L243 209V207H241ZM64 209H62L63 210L62 213L64 212ZM81 209H83V208H81ZM81 209H80V211H81ZM97 210L98 209H96V212L94 211V214L97 213ZM52 211H54V210H52ZM60 211H61V209H60ZM54 212H58V210L54 211ZM62 213H60V214H62ZM64 213L69 214L66 211ZM82 214H80V215H82ZM77 215L79 216V214H77ZM54 216H56V215L54 214ZM51 218H53V217H51ZM66 218L67 217H65V222L68 221ZM79 218H81V216H79L78 219ZM82 219H81V221H82ZM87 219H91V218L89 217ZM228 220H230V217ZM39 221L40 222L42 221V223L44 222L45 224L47 223V224H49V226L44 227L46 229L43 231V229L40 228L41 226L39 227V225H41V223H39ZM72 221H70V222H72ZM87 221L89 224H87ZM195 222H197V223L199 222V227L202 226V228L205 229L206 233L205 234L203 233L204 235H202V236L200 235V237L204 240L205 245L206 244L209 245V248L199 245L200 240H197V239H199L198 234L196 236H192V234L194 233L193 230L196 229V228H193ZM223 225H225V224H223ZM43 226H44V224H43ZM45 226H47V225H45ZM225 226H222V227H225ZM55 230L57 232L59 230L60 234H61V230H62V235L60 237L58 235L56 236L55 233H53V232H56ZM72 235H74V236H72ZM16 236L18 237L19 240L21 238H23V240H21V241L18 240V242H15V240L13 241V239L16 238ZM154 237L157 240V242L155 244V248L151 249L149 247L150 245H147V243L151 238H152L151 240H153ZM72 238H75V239H72ZM70 239H72V240H70ZM156 240H153V241H156ZM153 241H151V244L155 243ZM20 244H21V247H20ZM145 244L149 247L148 249H147V246H145ZM18 247H20V249L23 250L20 255H19L20 250ZM208 250H209V252H208ZM96 251L94 252L95 255H96ZM23 252H24V254H23ZM77 252H80V251H77ZM74 253H76V255H74ZM99 253H97V254H99ZM95 255H93V256L96 257L97 255L96 256ZM103 256L101 257L102 259L104 258ZM91 258H93V257H91Z\"/></svg>", "mask_w": 264, "mask_h": 264}]
</instances>
